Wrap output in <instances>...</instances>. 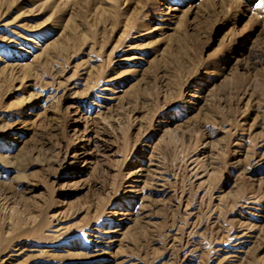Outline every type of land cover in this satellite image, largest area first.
I'll list each match as a JSON object with an SVG mask.
<instances>
[{
  "label": "rangeland",
  "instance_id": "rangeland-1",
  "mask_svg": "<svg viewBox=\"0 0 264 264\" xmlns=\"http://www.w3.org/2000/svg\"><path fill=\"white\" fill-rule=\"evenodd\" d=\"M237 2L0 0V264H264V0Z\"/></svg>",
  "mask_w": 264,
  "mask_h": 264
},
{
  "label": "bare ground",
  "instance_id": "bare-ground-1",
  "mask_svg": "<svg viewBox=\"0 0 264 264\" xmlns=\"http://www.w3.org/2000/svg\"><path fill=\"white\" fill-rule=\"evenodd\" d=\"M237 1H238V0H229L230 3H233V4H234V3H238L239 5H241V3H240V2H237ZM173 9H174V8H173Z\"/></svg>",
  "mask_w": 264,
  "mask_h": 264
}]
</instances>
